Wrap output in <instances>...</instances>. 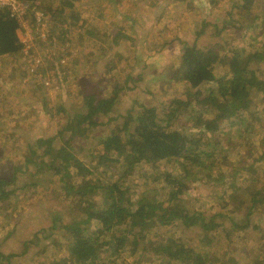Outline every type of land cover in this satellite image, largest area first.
<instances>
[{
	"label": "rangeland",
	"instance_id": "1",
	"mask_svg": "<svg viewBox=\"0 0 264 264\" xmlns=\"http://www.w3.org/2000/svg\"><path fill=\"white\" fill-rule=\"evenodd\" d=\"M140 1L142 0H77L71 15L80 12L81 8L88 30H95L97 36L89 42V49L83 45L79 50L82 41L86 40L84 34L88 33L87 30L70 28L68 23L64 26L69 31L63 33L64 37L66 34L71 40L69 44L61 45L54 19L49 17L47 29L50 35L53 31L54 36L53 39L50 36L46 39L48 47L45 48L44 43L39 42L44 39L39 36H34L31 44H35V49L45 58L55 57L60 62L69 49L72 55L66 57V64L68 63V67L71 62L79 64L77 75L72 76L69 82L67 80L58 94L56 90L45 88L49 86L51 78L55 81V62L48 63L47 75L39 81L27 75L26 70L38 68L30 58H24L22 51L16 56L0 58V86L3 85L10 92L0 97V180H13L6 187L11 193L9 199L1 203L8 210L4 214L0 212V254H5L0 257V264H7L6 256L10 255H13L11 264H44V260H47L46 264H63L66 258L61 250L63 243L60 237L65 232L61 229L64 228L62 225L80 219L81 207L100 209L104 202L105 196L102 194L76 193L68 198L66 186H77L75 184L79 177L76 173L69 182L51 173L50 178H43L32 185L30 180L33 174L17 172L15 167L23 166V161L30 154L31 141L37 138L33 134L36 133L39 137L56 136L58 141L53 146L54 151L59 149L62 140H71L67 145L68 150L92 164L96 156L95 150L102 149V143L118 128L133 132L142 108L146 105L157 106L162 114H167L166 109L162 112V107L167 108L172 100L187 101L191 98V91L185 84L169 83L167 79L169 71L179 64L185 44H195L205 49L216 46L223 57L224 53L231 54L230 52L238 50L251 55H264V25L258 28L264 12V0L256 3L252 12L247 15L243 9H234L236 0H143L141 8ZM230 12H234L233 16L229 15ZM112 28H116V31H110ZM106 29L111 34L104 39L102 32ZM118 30L123 34L120 36L121 44L114 43V34L117 35ZM84 52L93 53L84 59ZM121 63L127 67L125 71L119 67ZM62 66L64 74L65 66ZM73 67L74 65L69 70ZM254 70L257 72L256 78L264 83V61L257 62ZM215 72L218 77L226 76L225 62H219ZM37 75L38 79L42 78L40 73ZM128 76L134 79L133 82H128ZM117 85L137 88L133 91L124 88L116 96ZM202 90L206 88L202 87ZM45 94L50 97L47 106L41 103L45 100ZM92 96H95L96 102L102 99L111 101L115 96L117 100L111 108L95 113L85 122L88 126L86 139L73 140L68 133L61 134L66 128V115L76 113L74 109H79V106L87 103L86 98ZM59 99L64 102L66 113H58L59 107L55 104ZM252 99L251 112H255L258 118L254 115L247 116V120H254V123L251 128L248 125L242 126L241 131L245 133L242 137L237 136L240 126L234 123L231 128L225 127L220 133L224 145L229 149L228 158L221 162V172L212 167L213 176L220 173L232 174L238 169V176L242 181L260 171L263 174L258 179L260 182L264 181V96L257 94ZM187 112L172 120L175 122L174 126L181 131L190 130L193 124L189 120L191 115ZM213 116L211 106L206 118ZM92 123L98 125L91 126ZM34 125L36 127L32 131ZM227 132H230L229 137L225 135ZM254 151L257 153V162L254 157H249ZM41 154L42 151L39 150L34 156V161L38 164L42 161ZM254 161V168H250L249 164ZM243 167L248 168L245 170ZM114 173L119 175L115 165L97 168L92 178H95L94 182L101 178L109 183L117 179ZM139 173L142 172L137 169L132 181L133 202L141 197L152 199L159 193L161 199L166 198L165 192H161L163 184L154 182L156 173L152 169L147 167L146 175L149 177L146 180ZM221 188L224 191L227 187L222 185ZM189 197L191 206L197 205L196 211L200 216L202 213L207 222L217 214V195L213 188L193 182ZM197 197L201 204L196 202ZM238 212L239 215L234 217H245L249 206ZM54 218L57 220L54 221ZM213 220L219 223L220 228L208 236L203 233L202 228L187 229L179 226L178 221L166 225L156 222L149 233L143 234L146 235L145 240L138 243L135 252L127 249L128 251H122L117 256H111L113 251L110 250L107 254L110 256L108 261L112 264H182L180 261L170 260L162 249L158 251L169 240L175 243L171 237L174 235L175 238H182L189 247H199L206 256L207 264H264V216L256 214L252 217L250 223H246L247 228L241 234L236 233L233 241L226 237L224 221L218 218ZM163 235L166 237L162 241ZM126 236L133 240L135 230L127 231ZM35 237L39 238L33 242ZM31 241L33 243L26 245ZM98 246L101 247V242ZM23 253L22 258L16 257Z\"/></svg>",
	"mask_w": 264,
	"mask_h": 264
},
{
	"label": "trees",
	"instance_id": "2",
	"mask_svg": "<svg viewBox=\"0 0 264 264\" xmlns=\"http://www.w3.org/2000/svg\"><path fill=\"white\" fill-rule=\"evenodd\" d=\"M29 1L34 4L39 2L44 14L53 17L55 30L58 32V37H61V45L69 44L71 40L66 37V34L64 37L63 32L69 31L64 26L66 23L70 28L86 29L88 32L84 34L86 40L82 41L79 50L83 48V45L89 49V42L97 37L94 33L95 30H88L87 21L84 20V12L81 11V8L80 12L71 15L72 9L75 10L74 6L77 0ZM260 2L261 0H236L234 9H243L247 15L252 12L253 6ZM143 3V0L140 1V8ZM232 13L234 12H230L229 15L233 16ZM259 21L261 22L258 24V28H262L264 12ZM21 30L20 24L6 13L0 16V58L16 56L21 52L23 48L19 37ZM110 31H116V28H112ZM110 31L103 30L102 37L105 39L111 34ZM119 31L121 30H118L117 35L114 34V43L116 44L120 43V36H123ZM53 36L54 32L52 31L50 39H53ZM84 53L83 58L87 59L93 52ZM230 53H224L223 57L216 46L205 49L199 48L195 44H185L181 50L179 64L169 71L167 79L169 83L185 84L191 91V98H188L187 101L172 100L167 108L166 106L162 107V112L166 109L167 114H162L157 106L146 105L142 108L139 122L133 132L129 133L124 128H118L102 143V149L95 150L96 156H94L92 164L68 150L67 145L72 142L71 140H62L59 149L54 151L53 146L58 141L56 136L39 137L38 134H33V137L37 138L31 141L32 147L27 160L23 161V166L15 167L17 172L33 174L30 180L32 185L43 178H50L51 173L61 176L63 180L69 182L76 173L79 177L75 184L77 186H66L69 199L72 194L76 193L105 196L100 209L92 206L81 207L80 219H74L69 224L62 225L64 228L61 229L65 232L60 237L63 243L61 250L66 258L63 264H112L108 261L110 256H107L110 250L113 251L111 256H117L122 251H128L127 249L135 252L138 243L145 240L146 235L143 234L149 233L156 222L166 225L178 221L179 226L187 229L192 230L193 227H200L203 233L208 236L219 230V223L213 220V218H218L225 223L226 237L233 241L236 233L241 234L247 228L246 223L249 224L252 217L256 214L264 216V181L260 182L258 179L263 172L256 171L257 174L253 173L242 181L238 176V169H235L232 174L220 173L221 176L218 174L213 176V172H211L212 167L221 172V162L228 158L229 149L224 145L223 136L220 133L224 131L225 127L231 128V124L234 123L240 126L237 136L242 137L245 134L241 131L242 126L248 125L251 128L254 123V120H247V116L254 115L258 118L255 112H251L253 95L264 96V83L256 78L257 72L254 70L257 62L264 61V55L257 53L253 56L244 50ZM69 55L72 54L67 49L65 56ZM54 58H44L38 69L32 74L26 70L27 68L25 70L28 76L40 81L47 75L48 63L55 62V76L53 77L55 81L51 78L49 86L45 88L56 90L58 94L62 85L67 80L69 82L72 76L77 75L79 64L74 61L75 63L71 62L68 67L67 63L64 65L65 73L62 74L63 66L60 59L57 61ZM222 61L225 62L227 74L218 77L215 69ZM72 65H74V71L73 68L69 70ZM119 67L124 71L127 69L123 63ZM38 73L42 78L38 79ZM128 79L131 80L128 82L134 80L129 76ZM202 87L206 90H202ZM124 88L133 91L137 87L117 85L116 96L120 95ZM0 93V97L4 93L10 94L3 85L0 86ZM43 96L45 100L41 103L47 106L50 103V97L46 94ZM59 96L61 95L59 94ZM116 96L111 101L102 99L97 102L95 96L86 98L87 103H83L79 109H74L76 113L66 115V128L61 134L68 133L73 137V140L86 139L88 126L85 122L95 113L111 108L117 100ZM55 105L59 107L58 113H66L62 100L59 99ZM211 106H213L214 116L206 118ZM185 112L190 113L189 120L193 124L190 130L181 131L174 126L175 122L172 120L183 116ZM86 113L89 115H84ZM225 122L227 123L224 124ZM93 125L97 126L98 124L92 123L91 126ZM225 135L229 137L230 132ZM39 150L42 151L40 164L34 161V156ZM256 156L255 151L249 155V157H254L257 162ZM219 161L220 164L216 165V162ZM255 161L253 164H249L250 168H254ZM112 165L118 169L119 175L114 173V177L117 179L107 183L98 178L99 180L96 179L94 182L95 178H92L94 170ZM147 167L156 173L154 182L158 181L163 184L161 192H165L166 198L161 199L159 193L152 199L141 197L133 202L132 181L134 175L138 169L142 172L139 173L140 176L145 177L144 180H146L149 177L146 175ZM247 168L243 167L245 170ZM87 173L90 174L87 176ZM35 175L37 177H34ZM12 181L0 180V212L2 214L8 210L3 208L1 203L5 199V201L9 199L11 193L7 191L6 187H9ZM193 182L211 187L216 191L217 198L215 199L218 202V211L217 214L210 217L209 223L206 218L202 217V213L200 216V213L196 211L197 205L191 206L189 191ZM222 185L227 187L224 191L221 188ZM212 196L214 197V194ZM195 200L201 204L198 197ZM248 206L249 212L245 217L241 215L234 217V215H239V210H244ZM191 207H195V209ZM56 220L57 218H54V221ZM132 229L135 230L133 240L126 236V232ZM173 236L171 235L172 241L175 243L169 240L170 243H164L158 248V251L162 249L170 260L180 261L182 264H207L206 256L199 247H189L182 238ZM164 237L166 236L161 237L162 241ZM38 238L35 237L32 241L35 242ZM32 241L26 245H30L33 243ZM99 242H101V247L98 246ZM24 254H16L19 255L16 257L22 258ZM3 256L5 254H0V257ZM12 257L13 255L6 256L7 264H11ZM46 263L47 260H44V264Z\"/></svg>",
	"mask_w": 264,
	"mask_h": 264
},
{
	"label": "built area",
	"instance_id": "3",
	"mask_svg": "<svg viewBox=\"0 0 264 264\" xmlns=\"http://www.w3.org/2000/svg\"><path fill=\"white\" fill-rule=\"evenodd\" d=\"M3 13H6L11 19L20 24L22 30L19 37L23 44L21 50L24 58H30L32 64L38 68L45 57L42 56L39 50L35 49V44H31V40L34 36L42 37L44 39L39 42H43L45 48L48 47L49 43L46 39L51 36L50 31L47 29V24L50 21L49 17L44 14L45 12L39 2L34 4L29 0H0V16ZM63 59L61 63L65 65L66 57L64 56ZM29 72L32 74L35 69H30Z\"/></svg>",
	"mask_w": 264,
	"mask_h": 264
},
{
	"label": "clouds",
	"instance_id": "4",
	"mask_svg": "<svg viewBox=\"0 0 264 264\" xmlns=\"http://www.w3.org/2000/svg\"><path fill=\"white\" fill-rule=\"evenodd\" d=\"M22 51V50H21ZM65 56V55H64ZM65 57H67V56H65ZM69 58V57H68ZM61 65H63L62 63H61ZM29 71V70H28Z\"/></svg>",
	"mask_w": 264,
	"mask_h": 264
}]
</instances>
